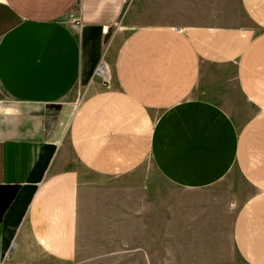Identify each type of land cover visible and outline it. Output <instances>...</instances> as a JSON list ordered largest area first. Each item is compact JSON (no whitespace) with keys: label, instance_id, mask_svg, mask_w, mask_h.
<instances>
[{"label":"crops","instance_id":"crops-1","mask_svg":"<svg viewBox=\"0 0 264 264\" xmlns=\"http://www.w3.org/2000/svg\"><path fill=\"white\" fill-rule=\"evenodd\" d=\"M131 1L0 0V264H165L166 183L226 192L234 170L253 193L233 247L264 264V0H161L145 21ZM172 208V240H204Z\"/></svg>","mask_w":264,"mask_h":264},{"label":"rangeland","instance_id":"rangeland-1","mask_svg":"<svg viewBox=\"0 0 264 264\" xmlns=\"http://www.w3.org/2000/svg\"><path fill=\"white\" fill-rule=\"evenodd\" d=\"M171 4V2H169ZM162 5L161 0H132L126 11V15H140L145 21L152 19L151 15H147L148 10L156 9ZM247 106V105H246ZM233 180L229 185V191L216 192L212 194H178L169 189L166 183V224H165V264H189L192 260L187 255L190 247L194 249H203L205 244L211 246L215 253V258L222 264H243L238 258L232 243V226L234 218L242 206V204L252 195L251 186L234 170ZM177 201V202H176ZM182 206H195L194 208H181L177 211L189 214L201 215L200 237L204 240L189 239V233L186 239L178 242L172 240V208L175 204ZM205 225V228H204ZM196 226V225H195ZM191 226V227H195ZM190 228V227H189ZM196 236V234H193ZM205 238H212L207 240ZM134 246L141 242L134 241ZM178 250L179 256L174 257L173 251ZM218 253V254H217ZM216 255H219L216 256Z\"/></svg>","mask_w":264,"mask_h":264},{"label":"built area","instance_id":"built-area-1","mask_svg":"<svg viewBox=\"0 0 264 264\" xmlns=\"http://www.w3.org/2000/svg\"><path fill=\"white\" fill-rule=\"evenodd\" d=\"M108 74H109L108 66L106 65V63L101 62L98 68L96 69V75L102 77L105 82H108L109 81Z\"/></svg>","mask_w":264,"mask_h":264}]
</instances>
